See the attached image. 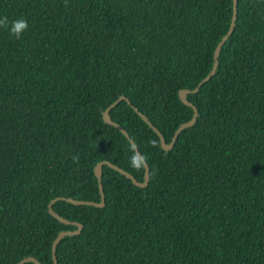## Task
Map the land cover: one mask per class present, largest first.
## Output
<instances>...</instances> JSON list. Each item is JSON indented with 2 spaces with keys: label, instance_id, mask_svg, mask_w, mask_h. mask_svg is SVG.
Returning <instances> with one entry per match:
<instances>
[{
  "label": "trees",
  "instance_id": "obj_1",
  "mask_svg": "<svg viewBox=\"0 0 264 264\" xmlns=\"http://www.w3.org/2000/svg\"><path fill=\"white\" fill-rule=\"evenodd\" d=\"M0 0L20 18L19 40L0 27V264H53L58 197L102 199L95 167H130L131 140L151 168L147 187L104 166L106 205L58 200L84 225L57 248L58 264H264V0ZM26 264H35L28 262Z\"/></svg>",
  "mask_w": 264,
  "mask_h": 264
},
{
  "label": "water",
  "instance_id": "obj_2",
  "mask_svg": "<svg viewBox=\"0 0 264 264\" xmlns=\"http://www.w3.org/2000/svg\"><path fill=\"white\" fill-rule=\"evenodd\" d=\"M238 6H239V1L234 0V13H233V19H232L231 27H230L229 32L223 37V39L220 41V43L218 44V46L215 50L214 65H213V69L210 72V74L204 80L201 81V83L199 84V86L196 89H194V90L182 89L180 91L181 100L186 105H189L194 109V116L191 120L183 123L177 129V131H176L171 142H167L165 135L160 131V129L158 127H156L143 112H141L137 107H135L136 112H138V114L144 119V121H146L149 124V126L160 137L162 148L164 150H166V151L172 150L174 148L181 132L187 128L194 126L197 123L198 117H199V111H198L197 106L188 99V95L191 93L198 92L200 90V88L202 87V85L204 83L208 82L217 73V70H218L219 64H220L219 57L221 55L222 48L224 47L225 43L228 41V39L231 37V35L235 31V27H236L237 20H238V14H239ZM124 100L128 101L131 104V100L128 97L122 95L116 102L111 104L104 111V113H103L104 121L106 123L118 128L127 138H129L131 140V143L133 144L136 152L140 153L143 156V154L139 150L137 143L135 142V140H133L131 138L129 132L121 124L114 121L112 116H111L112 109H114L120 102H122ZM105 165H108L109 167H111V168L117 170L118 172H120L121 174L125 175L128 179H131L139 187H142V188L147 187L150 183L151 168H150V165L148 162L145 165V179L143 182H141L132 173L126 171L122 167H120V166H118V165H116L110 161H102V162L98 163L95 167V173H96V176H97L99 183H100V191H101V195H102V199L100 202L77 200V199L67 198V197H58V198H55L54 200H52L50 203V206H49L50 213L63 223H66L68 225L71 224V225L77 226L76 230H65V231L60 232V234L58 235V237L54 241V244H53V260H54V263L53 264H58L57 248H58L60 242L62 241V239L65 238L66 236L79 235L82 233V231L84 229V225L82 223L76 222V221H70V220L66 219L65 217L61 216L58 212H56L53 208L54 203L57 202L58 200H66V201H69V202L76 204V205H90V206H95V207H104L106 205V193L104 191L102 178H103V172H104V166ZM28 262H33L35 264H44L34 256L26 257L25 259L21 260L17 264H26Z\"/></svg>",
  "mask_w": 264,
  "mask_h": 264
},
{
  "label": "clouds",
  "instance_id": "obj_3",
  "mask_svg": "<svg viewBox=\"0 0 264 264\" xmlns=\"http://www.w3.org/2000/svg\"><path fill=\"white\" fill-rule=\"evenodd\" d=\"M0 27L7 28L9 35L19 40L28 30V22L26 19L20 18L17 20H13L11 21V23H9L8 18L6 16H2L0 17ZM129 164L130 167L140 170L145 167L147 162H146V158L142 156L140 153H134L130 157Z\"/></svg>",
  "mask_w": 264,
  "mask_h": 264
}]
</instances>
